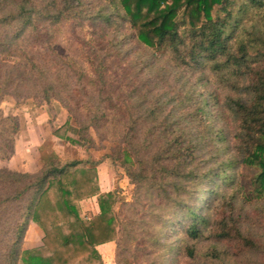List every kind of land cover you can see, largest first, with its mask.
I'll return each instance as SVG.
<instances>
[{
	"label": "trees",
	"instance_id": "16d2710c",
	"mask_svg": "<svg viewBox=\"0 0 264 264\" xmlns=\"http://www.w3.org/2000/svg\"><path fill=\"white\" fill-rule=\"evenodd\" d=\"M4 96L58 102L75 144H111L134 191L115 211L99 162L54 151L35 173L0 165V264H102L109 242L114 264H231V247L264 264V0H0ZM18 133L0 109L1 163Z\"/></svg>",
	"mask_w": 264,
	"mask_h": 264
},
{
	"label": "rangeland",
	"instance_id": "374dc122",
	"mask_svg": "<svg viewBox=\"0 0 264 264\" xmlns=\"http://www.w3.org/2000/svg\"><path fill=\"white\" fill-rule=\"evenodd\" d=\"M70 28H66L61 38V43L64 49L74 55V57L80 58V46L77 41L69 34ZM8 62H12L11 59H5ZM0 109L6 115H14L19 121V132L27 129L31 122L35 123L38 127V133L41 138V144L38 147L30 148L28 155L35 154L36 162L41 166V157L47 155L50 151H54L61 159H83L90 160L92 162H99L96 165L97 181L99 184V190L101 193H114L117 201L115 205V211H117L121 205V202H130L133 196L134 187L130 183L124 169L121 166V161L112 162L109 160L108 155L110 154L111 144L101 142L97 140L94 134L91 135L94 139V148L86 151L84 147L76 145L77 136L74 133V124L69 120L67 112L59 105L58 102L51 101L48 104H43L40 107L36 106L31 99H26L23 102L14 100L12 97L4 96L1 103ZM35 110L45 111L44 116L34 119L31 112ZM21 127H23L21 129ZM58 136L53 135V131L58 130ZM34 132H31V135ZM33 147V146H32ZM127 160V159H126ZM129 160V159H128ZM130 162V160H129ZM33 165V161H30ZM80 217L87 221L90 217L98 213V207L96 198H90L79 203ZM264 239V238H263ZM207 245V244H205ZM204 245V246H205ZM110 247V246H109ZM112 247L115 245L113 244ZM114 250L111 256H107L104 253V261L102 264H114ZM100 252H107L108 250H98ZM231 264H250L249 257L240 252L238 247H231ZM175 264H188L182 257H177ZM262 262L259 256H252L251 264H260ZM138 264H142L141 262ZM144 264V263H143ZM167 264H171L168 260Z\"/></svg>",
	"mask_w": 264,
	"mask_h": 264
},
{
	"label": "crops",
	"instance_id": "0c3cea01",
	"mask_svg": "<svg viewBox=\"0 0 264 264\" xmlns=\"http://www.w3.org/2000/svg\"><path fill=\"white\" fill-rule=\"evenodd\" d=\"M34 113L36 114V116L35 118H33V120L43 117L45 111L40 112L38 110H35L34 112H31L33 116ZM22 128L23 127H21V129ZM37 131H38V127L35 125V123L32 122L27 129L23 131L21 130L15 137L14 155L9 161L4 163L0 162V165H4L8 169L20 173H35L40 168V166L36 162L35 154L28 155L27 152H30V148L38 147L41 144V138ZM31 132L34 133L31 135ZM31 160L33 161V165L30 164ZM41 238H42V232L40 228L31 222L29 224L25 236L23 248L27 250L37 248L41 244ZM113 244L114 242H109L97 247L98 250L100 249L105 251L108 250L107 252H103V253L99 251L102 261L105 260L104 253H106V255L109 257L111 256V254H113V250H114V247H112Z\"/></svg>",
	"mask_w": 264,
	"mask_h": 264
}]
</instances>
